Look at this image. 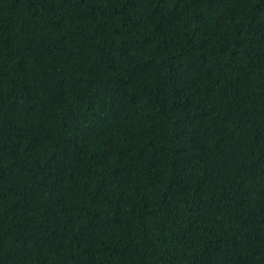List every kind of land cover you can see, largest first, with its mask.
Here are the masks:
<instances>
[{
	"label": "trees",
	"instance_id": "obj_1",
	"mask_svg": "<svg viewBox=\"0 0 264 264\" xmlns=\"http://www.w3.org/2000/svg\"><path fill=\"white\" fill-rule=\"evenodd\" d=\"M0 264H264V0H0Z\"/></svg>",
	"mask_w": 264,
	"mask_h": 264
}]
</instances>
